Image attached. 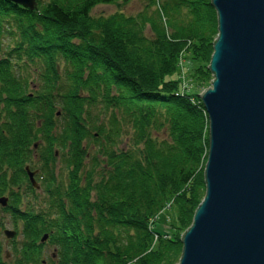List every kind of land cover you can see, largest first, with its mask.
<instances>
[{
	"label": "trees",
	"instance_id": "trees-1",
	"mask_svg": "<svg viewBox=\"0 0 264 264\" xmlns=\"http://www.w3.org/2000/svg\"><path fill=\"white\" fill-rule=\"evenodd\" d=\"M116 1L129 0H37L32 10L0 0V196L8 190L0 209L12 213L13 223L23 221L14 264H175L181 236L150 228V219L172 197L186 228L204 196L207 114L166 76L186 49L210 59L215 9L210 0H162L160 9L148 0L135 15L89 13ZM18 63L38 69L30 90L33 75L14 69ZM199 67L203 83L212 73L206 63ZM99 104L110 112L106 122L94 114ZM31 145L45 163L56 158L55 147L65 149L66 183L40 167L45 210L20 209L14 191ZM3 165L13 171L8 178ZM1 228L0 264H8ZM46 244L54 253L42 259Z\"/></svg>",
	"mask_w": 264,
	"mask_h": 264
},
{
	"label": "water",
	"instance_id": "water-1",
	"mask_svg": "<svg viewBox=\"0 0 264 264\" xmlns=\"http://www.w3.org/2000/svg\"><path fill=\"white\" fill-rule=\"evenodd\" d=\"M211 3L218 30L207 64L213 78L198 93L208 119L205 193L175 264H264V0ZM26 169L38 187L36 171ZM7 200L0 196L2 206ZM3 233L12 238L16 230Z\"/></svg>",
	"mask_w": 264,
	"mask_h": 264
},
{
	"label": "rangeland",
	"instance_id": "rangeland-1",
	"mask_svg": "<svg viewBox=\"0 0 264 264\" xmlns=\"http://www.w3.org/2000/svg\"><path fill=\"white\" fill-rule=\"evenodd\" d=\"M161 1L162 0H154V5L152 6V8L155 7L157 9L158 8L160 9ZM147 2L148 0H129L126 3H123L121 1H116L115 3H100V4L94 5L90 9L89 13L91 16H94V17L99 16V15L108 16L116 11H123L125 14H128V15H135L140 10L146 7ZM36 5H37V0H36ZM6 26L7 24L5 23L4 28H6ZM147 31L149 32V28H147ZM8 40L10 41V39ZM4 48L5 46H3V49ZM3 49L0 50L2 54L4 52ZM176 62H177L176 70L172 74L167 75L166 78L176 80L178 84V88H179L178 89L179 93L194 94V95H191L192 97L191 99H193L194 101H197L199 99V101L201 102L198 93L201 92L204 88L211 85V79L213 78V75L211 74L210 76H208L203 81V83L201 82L199 83L196 76L198 75L197 72H198V69L200 68L199 66L205 63L208 64L209 60L207 61L205 59L201 60L200 58H196L194 55H192L191 49L189 48V50L186 49L185 51L180 52V55L177 56ZM21 64L22 65L15 64L14 69L20 70V72L24 75L29 74V72H30V75L31 74L33 75L32 77H30V81H31L30 83L31 86L29 87V90H30L33 88L34 84L37 82V78L35 76L37 74L38 69L33 64L32 65H26L24 63H21ZM93 111H94V114L98 116L97 118L99 121L106 122L109 119L108 116L110 112L107 110L105 111L102 110L100 104H99V108H96ZM37 122L39 123V121ZM54 130L56 131L58 130V128H54ZM90 140L92 144L89 142L90 144L89 152L90 154H94L95 153L94 151L96 149V144L93 143L92 139ZM86 141L87 140H85V142ZM29 147L31 148V151H32L30 160L24 161L22 164L26 171V176L25 177H22L23 175L21 176L23 178L21 182V186L20 187L15 186L14 191L15 190L18 191L22 198V199L20 198L21 200L19 203L20 209L29 207L34 210L36 209L37 211L45 210L47 209V202L45 201L48 197V194L46 193L45 188L42 186V183H41L43 172L40 170V167L46 165L48 169L54 170V175L58 179H61L62 182L66 183L67 177H68L67 176L68 170L66 169L63 163V156H64L63 152L65 149H62V147H59V146L55 147L54 151H56V158L52 160L49 159L50 161L47 160V162L45 163L42 160V155L39 154V152H37V149L39 147H37V145H31ZM99 158L100 156L98 157V159ZM85 162H86V170H87L88 167L89 168L91 167L92 160H90V155L87 157V159H85ZM98 163L101 165L100 159L98 160ZM27 166L29 168L28 169L29 171H36L34 174V179L38 183V187H35L31 183L29 175H28V171L26 169ZM99 167L100 166L96 167L95 172L93 171L94 178H96L95 180H98L100 178L99 174H96L97 173L96 171L97 169H99ZM80 170H81L80 173H83L82 169ZM2 171H3V174L6 176V178H8L13 173L12 169L8 167V165L7 166L3 165L1 172ZM203 175H204V169H203ZM27 184H30L32 188H34L33 190L34 192H31L30 190H28V187L26 186ZM95 194H96L95 190H91L90 192L91 199L95 198L96 196ZM7 195H8V190L6 191V193H4V195H1V196H7ZM7 204H8V200H7ZM2 207H5V206H2L0 204V208ZM13 220L14 218L10 211H7V210L1 211L0 209V223H2V228H1L2 255L8 264H14L16 253L13 249V246L15 243L17 247L19 246L20 240H21L20 231H21V228L23 227V221L18 219L17 224H15L13 223ZM179 224H180L179 213L171 197L167 199L163 208L153 218L150 219L149 226L150 228H157V229L162 230V234H165L169 237H175V236H181V234L185 231V229L190 225L189 224L186 228L185 227L182 228V227H179ZM5 228L16 230V236L12 238L6 237L5 234L3 233V230ZM157 236L158 234H155L154 239H156ZM52 251H53V246L46 244L42 248L41 258L48 259V256L52 253Z\"/></svg>",
	"mask_w": 264,
	"mask_h": 264
},
{
	"label": "bare ground",
	"instance_id": "bare-ground-1",
	"mask_svg": "<svg viewBox=\"0 0 264 264\" xmlns=\"http://www.w3.org/2000/svg\"><path fill=\"white\" fill-rule=\"evenodd\" d=\"M210 2H211V0H210ZM212 4V3H211ZM213 6V5H212ZM214 8V7H213ZM215 9V8H214ZM216 12V11H215ZM209 61H210V59H209ZM209 64V63H208ZM199 95V94H198ZM200 98V97H199ZM202 103V102H201ZM207 114V113H206ZM205 182V181H204ZM155 234H156V232H154V236H155ZM163 237H165L164 235H163ZM46 240V239H45ZM45 240H43V241H45ZM42 240H41V242H43ZM53 252V251H52ZM54 253V252H53ZM44 261V260H43Z\"/></svg>",
	"mask_w": 264,
	"mask_h": 264
}]
</instances>
